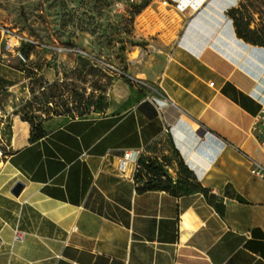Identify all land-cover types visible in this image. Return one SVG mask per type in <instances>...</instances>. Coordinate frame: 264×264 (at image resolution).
Returning a JSON list of instances; mask_svg holds the SVG:
<instances>
[{
  "label": "crops",
  "instance_id": "crops-1",
  "mask_svg": "<svg viewBox=\"0 0 264 264\" xmlns=\"http://www.w3.org/2000/svg\"><path fill=\"white\" fill-rule=\"evenodd\" d=\"M195 2L179 32L158 35L161 49L130 59L104 113L45 117L39 140L20 111L26 70L0 28V264H264V181L248 161L264 167L252 132L264 48L238 37L236 0ZM166 141L204 191H143L119 168Z\"/></svg>",
  "mask_w": 264,
  "mask_h": 264
},
{
  "label": "rangeland",
  "instance_id": "rangeland-1",
  "mask_svg": "<svg viewBox=\"0 0 264 264\" xmlns=\"http://www.w3.org/2000/svg\"><path fill=\"white\" fill-rule=\"evenodd\" d=\"M236 2L227 15L234 25L250 31L248 36L257 44L247 43L264 48V0ZM137 3L0 0V28L22 37L7 54L25 68L28 77L29 95L20 108L23 116L39 122L61 112L104 113L112 85L133 73L130 59L141 61L143 55L161 49L152 47L158 35L169 25L179 32L190 19V8L180 11L170 0H152L128 26Z\"/></svg>",
  "mask_w": 264,
  "mask_h": 264
},
{
  "label": "trees",
  "instance_id": "trees-1",
  "mask_svg": "<svg viewBox=\"0 0 264 264\" xmlns=\"http://www.w3.org/2000/svg\"><path fill=\"white\" fill-rule=\"evenodd\" d=\"M137 1L139 3L133 5V11L131 12L132 18L128 26H130L135 17L140 15L152 2V0ZM235 28L240 39H243L245 42L257 44L248 36L250 31H245L239 24L235 25ZM128 31L129 29H127L126 32ZM24 119L32 126L34 132L32 140H39L44 137V133L40 129V121L37 122L35 119L27 117H24ZM165 148H170V150H172L173 154L171 157L163 154ZM173 161L177 163L178 169V178L176 181H173L168 174V168L174 166ZM138 166L139 168L134 175V180L136 184L140 185V190L166 191L175 196L190 194L194 191H204L201 185L196 181L193 172L184 164V161L180 159L179 153L169 141L165 143H154L149 146L140 156Z\"/></svg>",
  "mask_w": 264,
  "mask_h": 264
},
{
  "label": "built area",
  "instance_id": "built-area-1",
  "mask_svg": "<svg viewBox=\"0 0 264 264\" xmlns=\"http://www.w3.org/2000/svg\"><path fill=\"white\" fill-rule=\"evenodd\" d=\"M173 4H175V8L180 11L183 9H192L195 7L197 0H170ZM165 5L171 6L168 1L164 2ZM2 32V41H3V51L4 52H13L14 49L20 45L22 41V37L16 36L15 34L9 33L7 30L1 29ZM19 58L25 62L24 57L18 53ZM212 85V83L210 84ZM168 127L166 128V133L168 132ZM252 132L256 137L260 149L264 152V103L261 105L259 112L253 117L252 124ZM144 153V152H143ZM142 153V154H143ZM134 155L137 157L139 153L134 154L133 152L124 153V155L119 159V168L124 171L128 166L133 167V178L134 175L139 168L138 159L134 158ZM248 161L251 165L250 172L253 176L258 177L264 181V167H262L259 163H257L254 159L248 158ZM75 230V229H74ZM22 234L16 232V240H21Z\"/></svg>",
  "mask_w": 264,
  "mask_h": 264
},
{
  "label": "water",
  "instance_id": "water-1",
  "mask_svg": "<svg viewBox=\"0 0 264 264\" xmlns=\"http://www.w3.org/2000/svg\"><path fill=\"white\" fill-rule=\"evenodd\" d=\"M22 188H23V184L22 183H17L15 188H14L13 193L18 195L20 193V191L22 190Z\"/></svg>",
  "mask_w": 264,
  "mask_h": 264
},
{
  "label": "bare ground",
  "instance_id": "bare-ground-1",
  "mask_svg": "<svg viewBox=\"0 0 264 264\" xmlns=\"http://www.w3.org/2000/svg\"><path fill=\"white\" fill-rule=\"evenodd\" d=\"M200 2H201V0H200ZM196 3H198V2H196ZM199 4H200V3H199ZM195 8H198V7L195 6Z\"/></svg>",
  "mask_w": 264,
  "mask_h": 264
}]
</instances>
